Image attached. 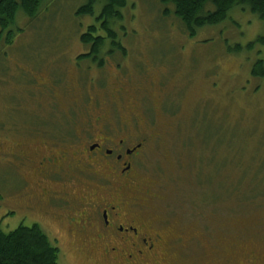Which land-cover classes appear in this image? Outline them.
Here are the masks:
<instances>
[{
    "label": "rangeland",
    "instance_id": "obj_1",
    "mask_svg": "<svg viewBox=\"0 0 264 264\" xmlns=\"http://www.w3.org/2000/svg\"><path fill=\"white\" fill-rule=\"evenodd\" d=\"M86 1L46 0L33 18L19 13L21 31L9 45L1 43L0 229L34 223L18 205L24 204L17 193L19 159L6 153L34 149L50 136H22L40 134L44 125L51 135L72 129L82 135L93 104L112 99L121 83L135 98L141 124L134 131L149 137L135 167L137 183L153 195V215L184 239L200 240L204 249L201 257L182 259L228 264L225 255L240 264L247 253L263 254L264 76L251 70L264 59V20L235 7L223 21L189 36L172 5L126 0L122 20L113 24L126 56L105 55L98 67L78 58L87 52L80 35L102 7L98 1L93 15L77 14ZM108 105L106 112L118 121L116 108ZM106 169L104 163L95 167L104 175ZM21 172L32 180L27 168ZM92 181L100 197L101 186ZM126 193L135 195L130 185ZM32 212L43 216L38 224L59 248V264H101L96 255L75 251L62 221ZM252 225L263 227L257 239L246 231Z\"/></svg>",
    "mask_w": 264,
    "mask_h": 264
},
{
    "label": "flooded vegetation",
    "instance_id": "obj_2",
    "mask_svg": "<svg viewBox=\"0 0 264 264\" xmlns=\"http://www.w3.org/2000/svg\"><path fill=\"white\" fill-rule=\"evenodd\" d=\"M128 89L117 83L112 99L93 104L82 135L75 134L73 129L51 135L41 126L40 134L22 136L50 137L32 150L6 153L19 159L16 170L22 188L17 193L22 195L24 204L18 205L34 223L41 225L44 220L32 211L62 221L75 251L89 257L94 254L101 264H198L199 261L183 259L195 253L204 255L200 240L184 239L172 232L171 223L153 215L148 200L153 195L137 183L135 167L144 155L149 137L134 131L133 127L141 123L137 120L135 98ZM135 90L139 91V86L135 85ZM108 104L116 108L118 121H112V115L106 112ZM120 112L126 114L122 116ZM99 163L106 164L107 175L95 170ZM21 167L33 173L32 180L21 172ZM92 179L101 186L100 197L95 196ZM82 183H88L86 188H81ZM129 185L135 195L126 193ZM262 230L261 225L246 228L255 239L262 235ZM261 252L247 253L240 264H262ZM210 255L212 258L214 254ZM221 259L228 264L237 262L225 255Z\"/></svg>",
    "mask_w": 264,
    "mask_h": 264
},
{
    "label": "trees",
    "instance_id": "obj_3",
    "mask_svg": "<svg viewBox=\"0 0 264 264\" xmlns=\"http://www.w3.org/2000/svg\"><path fill=\"white\" fill-rule=\"evenodd\" d=\"M46 0H0V46L12 43L19 13L33 18ZM102 1V7L89 24L80 41L87 52L79 59H89L98 67L104 64V56L119 52L126 56V49L113 24L122 20L121 8L126 0H87L77 10L79 15H93L94 4ZM164 5H172L173 14L182 23L186 34L194 36L199 29L223 21L227 13L235 8L247 9L264 20V0H160ZM209 7V8H207ZM165 13L166 9H165ZM124 30L123 26H120ZM263 42L264 38H260ZM254 42L248 43L252 47ZM252 76H264V59H257L251 70ZM137 86V84H136ZM48 125H44L46 128ZM51 125L49 128H56ZM60 250L53 244L46 231L38 223L19 224L14 229L3 232L0 229V264H59Z\"/></svg>",
    "mask_w": 264,
    "mask_h": 264
}]
</instances>
